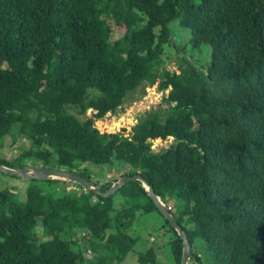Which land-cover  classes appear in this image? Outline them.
<instances>
[{"label": "trees", "instance_id": "trees-1", "mask_svg": "<svg viewBox=\"0 0 264 264\" xmlns=\"http://www.w3.org/2000/svg\"><path fill=\"white\" fill-rule=\"evenodd\" d=\"M176 20L191 32L184 46L170 29ZM169 47L179 53L175 71L165 65ZM189 48L207 50L208 60ZM157 84L169 90L167 108L117 133L96 127ZM7 137L30 142L13 160L0 156L13 169L91 178L87 163L128 166L120 178L150 183L198 264H264V0H0V149ZM169 138L171 147L153 150ZM44 182L60 189L46 194L30 181L23 201L0 191V264L121 263L138 243L137 213L160 214L138 181L110 198ZM165 223L181 264L183 241ZM200 240L205 259L193 251ZM156 250L138 263L162 264Z\"/></svg>", "mask_w": 264, "mask_h": 264}, {"label": "rangeland", "instance_id": "rangeland-1", "mask_svg": "<svg viewBox=\"0 0 264 264\" xmlns=\"http://www.w3.org/2000/svg\"><path fill=\"white\" fill-rule=\"evenodd\" d=\"M170 29L172 31V35L177 40V45L184 46L191 38V32L188 29L183 28L180 25L179 20L173 21L170 24ZM189 50L193 53V56L196 59L202 58L206 61L209 58L207 56V50H203V53L192 51L190 48ZM178 57L179 53L176 51V49L173 47L167 48L164 58L165 65L169 70L175 71L177 69L176 63L178 61ZM168 94L169 90H160L158 88V84L154 86H148L144 95H142L141 91H139V93L133 94L120 108L117 109L115 113H109L103 120L97 121L95 125L102 133H117L121 128L134 127L138 124L139 118L145 115L147 112L158 110L159 108H167ZM121 117L125 118L126 120H130V122H124L114 132H110L105 128L107 123H112L114 119ZM173 143V138H169L165 141L159 140L158 142H153V150L158 152L160 150L167 149L171 147ZM29 147L30 142L24 137H19L16 141V144L14 145L12 139L7 137L4 148L0 149V156L2 158L13 160L19 155V151L17 149H28ZM28 166L33 165L29 164ZM85 168L87 169L88 174L91 175L92 180L98 184H103L109 179L118 180L121 176L128 173L129 171V167L120 162L106 165L87 163L85 164ZM29 182L30 181L22 180L18 177L6 176L0 172V191L5 188H10L15 192L21 201L26 199L25 194L29 186ZM75 185L76 184L74 183H70L68 189H76L77 187ZM35 186L46 194H55L56 191L60 189V186L56 185V183H45L44 181H37ZM121 202L122 197L116 200V211L120 209ZM181 205L182 203L178 202V207ZM170 207L174 209V213L178 217L180 215V209L178 207L175 209L173 203L170 204ZM160 214L157 212L137 213L136 219L131 227L130 234L138 238V243L125 261L121 263L116 262L115 264H139L138 255L150 247L157 248L156 253L162 264H176L171 251V246L169 244L171 238V234L168 229L169 227L165 223V219L162 217L163 215L161 214V216ZM194 226V224H190L188 228L194 229ZM193 251L205 259L206 243L203 240L197 241L193 245ZM93 256L94 254L91 252L86 254V258L88 259H91ZM189 264L198 263L194 262L191 256Z\"/></svg>", "mask_w": 264, "mask_h": 264}, {"label": "water", "instance_id": "water-1", "mask_svg": "<svg viewBox=\"0 0 264 264\" xmlns=\"http://www.w3.org/2000/svg\"><path fill=\"white\" fill-rule=\"evenodd\" d=\"M0 172L6 176L18 177L27 181L61 180L68 183H74L86 190H91L103 198H110L111 196H114L120 189L132 182H141L142 186L147 192V195L152 199L159 212L163 215L164 219L169 222L171 227L175 229L183 241V255L181 264H189L192 254V246L187 233L183 230L177 219L170 212V208L155 193L150 183L140 174L122 177L107 191H103L101 185L92 181L90 177L84 178L75 172L66 170L33 166H26L22 169H13L0 163Z\"/></svg>", "mask_w": 264, "mask_h": 264}, {"label": "bare ground", "instance_id": "bare-ground-1", "mask_svg": "<svg viewBox=\"0 0 264 264\" xmlns=\"http://www.w3.org/2000/svg\"><path fill=\"white\" fill-rule=\"evenodd\" d=\"M133 113V112H132ZM114 120H116V121H123V122H130V120H126L125 118H116V119H114ZM158 142V141H157ZM156 144V143H155Z\"/></svg>", "mask_w": 264, "mask_h": 264}, {"label": "built area", "instance_id": "built-area-1", "mask_svg": "<svg viewBox=\"0 0 264 264\" xmlns=\"http://www.w3.org/2000/svg\"><path fill=\"white\" fill-rule=\"evenodd\" d=\"M156 142V141H155Z\"/></svg>", "mask_w": 264, "mask_h": 264}]
</instances>
